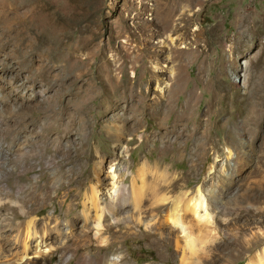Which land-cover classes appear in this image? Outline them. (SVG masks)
<instances>
[{"label":"rangeland","instance_id":"obj_1","mask_svg":"<svg viewBox=\"0 0 264 264\" xmlns=\"http://www.w3.org/2000/svg\"><path fill=\"white\" fill-rule=\"evenodd\" d=\"M165 9L175 12L168 30ZM174 76L173 113L157 111ZM114 112H137L126 116L141 126L120 133L122 144L106 129ZM103 158L101 193L116 166L131 165L130 189L144 160L146 191H202L211 223L192 219L199 264H264V0H0V200L21 197L36 218H72L80 208L66 214L67 204ZM54 176L64 186L49 183ZM70 178L75 190L62 204ZM48 190L52 199L41 201ZM12 200L0 204V230L5 217L10 228L25 218ZM170 212L161 208L160 219ZM165 226L183 243L178 227ZM133 230L123 243L94 241L93 257L183 264L174 244L156 245L155 229ZM59 261L58 250L48 264Z\"/></svg>","mask_w":264,"mask_h":264},{"label":"bare ground","instance_id":"obj_2","mask_svg":"<svg viewBox=\"0 0 264 264\" xmlns=\"http://www.w3.org/2000/svg\"><path fill=\"white\" fill-rule=\"evenodd\" d=\"M165 14L166 19L164 20L163 27L168 30L172 27L175 12L165 9ZM181 17L187 19L188 16L184 12L181 14ZM175 79L176 76H174L173 82L165 96L161 99H155V103L153 104H155L154 108L157 111L158 109H164L173 113L170 101L174 91ZM135 101L140 105L143 102L138 99ZM156 104H158V108ZM127 113L136 114L137 112H114L112 122L107 121L108 125L106 129L112 140L116 141L117 144H122L126 140L124 137H118L120 133L133 135L141 127L135 118L127 117ZM69 119L70 121L65 128L68 131L66 137L77 125L76 115L70 116ZM167 131L165 130L164 134H175L173 127L170 128L169 132ZM143 141L148 142L147 137L143 138ZM141 162L135 177L132 178L130 189L125 187L128 180L125 173L128 169H131V165H128V168L116 166L112 168L109 176L113 182L111 190L101 193L104 184V181H102V170L104 172L103 166L106 164V160L103 158L98 161L94 166V175L89 181L90 185L84 188L82 187L83 184L79 183V188L72 195L74 197L72 202L67 204L66 214L75 207L80 208L79 213L75 214L72 218L61 219L53 215L47 219L36 218L39 210L27 207L23 198L19 197L17 201L8 197L0 200L1 205L2 203L6 205L7 201H15L14 203L18 204L20 211L25 215L24 219L11 228L12 222L10 219L8 217L3 219L0 230V264H48L49 260L53 257V252L58 250L60 251V261L57 264H66L80 250L84 251L80 254L79 262L76 264H123L125 259L122 257L120 259L93 257L94 255L91 250L94 246L93 242H97V248L104 246L102 244L107 243L109 240H111V243H123L126 236L136 234L133 228L140 225H143L146 229H155L150 234L153 237L156 235L161 236L156 238L158 241L156 245L159 247L166 249L170 244H174L176 253L177 251H181L179 258L183 264H199L196 261V255L202 248H196L198 240L195 237L196 232L192 226V219L196 217L198 223L203 221L211 223L209 221V213L206 210L205 197L201 193L202 191L200 192V189H198V196L194 198H188V195L186 196L184 193L174 198L166 197L164 194V198L162 197V193L161 196L160 192L156 190L146 191L145 186H150V183H147V174L151 165L149 160ZM110 166L113 167V164H110ZM73 182L74 178H70L67 185L71 187ZM49 183L56 187L57 184L63 186L65 184L63 179L55 178V176ZM70 187L64 192L62 204L68 202L69 195L75 190L73 187ZM175 188L174 183H172L169 186V191L173 192ZM37 194L35 193V197ZM41 194L39 198L41 201H44L47 197H51L52 199L49 190ZM149 200L153 206L150 210L147 209L146 205ZM168 207L171 208L170 214L166 218L164 216V220L160 219V209ZM169 222L184 233L183 243L180 242V239H174L170 236L171 231H168V228L165 226ZM216 222L218 223V221ZM121 226L125 228L124 231H122ZM93 231L94 237L91 234ZM116 233L118 234L116 235ZM10 236H12V239ZM205 241L207 239L199 240V244H204ZM38 247H40L39 250H37ZM108 247L109 245L107 244L104 249H108ZM176 253L174 252V255ZM69 256L70 259L68 258ZM248 264H253V262H249ZM258 264H261L260 261H258Z\"/></svg>","mask_w":264,"mask_h":264}]
</instances>
